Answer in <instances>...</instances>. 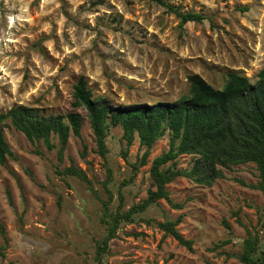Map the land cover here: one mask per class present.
<instances>
[{"label": "rangeland", "instance_id": "rangeland-1", "mask_svg": "<svg viewBox=\"0 0 264 264\" xmlns=\"http://www.w3.org/2000/svg\"><path fill=\"white\" fill-rule=\"evenodd\" d=\"M164 1L170 8L152 0H0V113L17 104L42 115L71 111L80 76L93 96L112 105L172 102L188 93L194 73L215 88L228 72L256 80L264 64V0ZM178 12L202 19L181 24ZM77 110L81 134L70 136L61 162L56 149L5 124L10 154L0 164V264H244L247 232L263 246L264 195L253 187L258 171L248 162L224 168L225 177L210 185L177 176L166 189L182 207L163 198L150 203L121 221L98 255L108 191L113 214L145 200L155 189L151 161L169 138L157 139L141 164L138 137L127 146L121 128L110 127L103 158L85 110ZM70 164L88 180L55 173ZM191 165L192 155L178 157L179 169ZM180 215L175 228L191 249L158 224Z\"/></svg>", "mask_w": 264, "mask_h": 264}, {"label": "trees", "instance_id": "trees-1", "mask_svg": "<svg viewBox=\"0 0 264 264\" xmlns=\"http://www.w3.org/2000/svg\"><path fill=\"white\" fill-rule=\"evenodd\" d=\"M152 1L170 8L164 0ZM176 14L181 24L202 19L201 15L192 12ZM187 80L188 93L172 102L112 105L105 97L93 96L86 79L80 76L72 86L71 111L42 115L34 107L23 104L11 106L0 113V164L10 154L3 130L7 122L21 131L30 142L42 140L48 150L56 149L57 159L61 162L70 136L80 137L82 115L77 109L81 108L86 112L97 152L103 158L107 152L105 138L110 127L121 128L127 146L133 142L134 135L138 137L140 146L144 148L141 164L146 163L154 142L167 133V150L151 161L150 176L155 189H148L145 200L125 213L117 211L113 214L108 211L112 197L108 191L109 199L103 203L105 217L109 218L106 220L107 234L97 246L98 255L107 250L118 224L131 220L132 214L143 211L150 203L163 198L175 208L182 207V204L172 201L166 189V185L177 176L210 185L216 179L225 177L224 168L254 162L258 181L253 187L264 195V64L254 82L236 72L226 73L221 88L213 87L197 73L188 75ZM53 137L57 139V144ZM184 154L192 155V165L179 169L177 160ZM81 155L84 156V152ZM126 155L127 152L123 151L124 158ZM55 173L88 180L86 173L74 164L62 169L56 167ZM119 199L121 205L122 195ZM180 219L181 215L176 221L158 224L178 243L191 249L192 241L184 238L175 228ZM225 225L228 227L227 223ZM0 232L5 238L1 222ZM239 258L244 264H264V243L261 247L258 239L247 232Z\"/></svg>", "mask_w": 264, "mask_h": 264}]
</instances>
